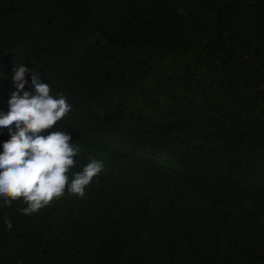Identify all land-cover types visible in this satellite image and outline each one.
<instances>
[{"label":"trees","instance_id":"obj_1","mask_svg":"<svg viewBox=\"0 0 264 264\" xmlns=\"http://www.w3.org/2000/svg\"><path fill=\"white\" fill-rule=\"evenodd\" d=\"M19 65L103 171L0 207V264H264V0H0V113Z\"/></svg>","mask_w":264,"mask_h":264},{"label":"clouds","instance_id":"obj_2","mask_svg":"<svg viewBox=\"0 0 264 264\" xmlns=\"http://www.w3.org/2000/svg\"><path fill=\"white\" fill-rule=\"evenodd\" d=\"M28 69L13 67L11 79L15 91L8 100L9 110L0 113V128H6L10 139L0 151V207L11 206L20 198L27 205L18 209L30 215L47 206L67 192L85 198L86 187L103 171V162L91 159L82 171L72 173L80 148L70 143L66 132L40 133L52 128L71 110L63 94L53 96L48 83H41L33 73L31 81L25 78ZM28 85L30 91L25 90ZM15 131H13V126ZM9 229L10 221H5Z\"/></svg>","mask_w":264,"mask_h":264}]
</instances>
